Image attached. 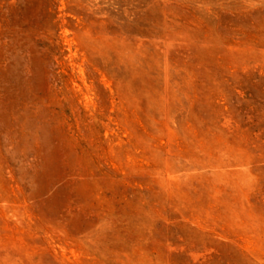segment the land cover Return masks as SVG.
I'll return each mask as SVG.
<instances>
[{
  "label": "rangeland",
  "instance_id": "374dc122",
  "mask_svg": "<svg viewBox=\"0 0 264 264\" xmlns=\"http://www.w3.org/2000/svg\"><path fill=\"white\" fill-rule=\"evenodd\" d=\"M0 264H264V0H0Z\"/></svg>",
  "mask_w": 264,
  "mask_h": 264
}]
</instances>
